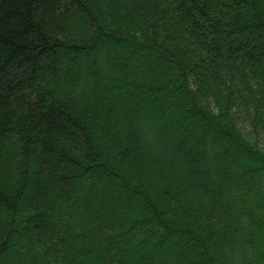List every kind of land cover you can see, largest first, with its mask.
Returning a JSON list of instances; mask_svg holds the SVG:
<instances>
[{
  "label": "trees",
  "instance_id": "16d2710c",
  "mask_svg": "<svg viewBox=\"0 0 264 264\" xmlns=\"http://www.w3.org/2000/svg\"><path fill=\"white\" fill-rule=\"evenodd\" d=\"M261 37L264 0H0V264H264Z\"/></svg>",
  "mask_w": 264,
  "mask_h": 264
},
{
  "label": "rangeland",
  "instance_id": "374dc122",
  "mask_svg": "<svg viewBox=\"0 0 264 264\" xmlns=\"http://www.w3.org/2000/svg\"><path fill=\"white\" fill-rule=\"evenodd\" d=\"M261 39H264V37L258 38V39H257V42L262 41ZM137 55H138L137 52L133 53V56H134L135 58H136ZM243 129H244L246 132H248V130H249V126H248V125H243ZM259 141H260L261 144L264 145V137H261V138L259 139ZM231 154H232V153H231ZM85 196H86V195H83V197H85ZM100 199H101L102 202H104V196H101Z\"/></svg>",
  "mask_w": 264,
  "mask_h": 264
}]
</instances>
